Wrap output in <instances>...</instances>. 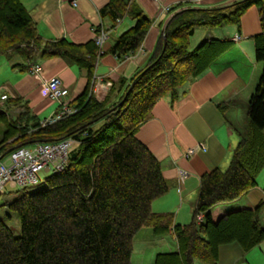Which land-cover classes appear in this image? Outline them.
Listing matches in <instances>:
<instances>
[{
  "label": "trees",
  "instance_id": "1",
  "mask_svg": "<svg viewBox=\"0 0 264 264\" xmlns=\"http://www.w3.org/2000/svg\"><path fill=\"white\" fill-rule=\"evenodd\" d=\"M251 4L259 15L260 31L252 37L261 69L246 101L247 120L235 128L237 140L226 165L200 175L189 221L175 222L171 211L150 210L151 200L166 191L167 182L157 158L135 136L136 128L158 98L176 97L188 78L231 43L225 37H211L189 48L194 26L238 24ZM98 12L111 24L125 12L134 19L104 51L93 37L82 43L65 37L43 39L20 0H0V54L21 59L12 68L26 70L38 58L59 56L83 68L87 77L82 91L64 102L72 111L50 123L41 124L21 97L6 95L0 104V153L14 145L66 136L74 141L61 168L16 187L15 192L20 191L1 204L0 264H130L132 235L142 226L154 234L170 231L176 241L175 250L156 252L148 264H193L195 259L216 264L220 244L235 241L244 250L258 244L264 238L259 217L264 210V180L263 196L253 206H230L216 217L211 207L252 187L264 164V0L179 5L161 21L146 64L127 79L112 82L101 99L89 90L97 57L103 52L132 53L150 21L133 0H107ZM98 29L95 26L94 33ZM14 106L20 109L14 111ZM10 212L18 219L17 234L6 223Z\"/></svg>",
  "mask_w": 264,
  "mask_h": 264
},
{
  "label": "crops",
  "instance_id": "2",
  "mask_svg": "<svg viewBox=\"0 0 264 264\" xmlns=\"http://www.w3.org/2000/svg\"><path fill=\"white\" fill-rule=\"evenodd\" d=\"M229 1L231 0H133V4L139 7L150 21L149 25L139 46L132 53L117 56L103 52L97 57L89 85L92 95L97 99L103 98L112 82L119 78L127 79L137 68L146 64L161 33V21L179 5L210 7ZM20 2L29 11L36 31L43 39L65 37L75 43H82L94 36L95 26L99 25L105 31L104 40L99 46L101 51L106 50L115 37L134 22L126 12L113 24L106 17L101 18L98 10L107 0H20ZM259 31V15L254 4L243 10L238 24L194 26L188 46H195L201 40L211 37H225L230 39L231 43L214 57L204 70L188 78L180 86L176 97L158 98L151 106L147 117L136 128L135 136L157 158L162 176L167 182L166 191L151 200L150 210L171 211L175 222L189 221L200 175L215 166L227 163L231 148L237 140L235 128L244 124V121L238 120V116L235 115L236 105L244 103L241 106L246 110L247 98L261 69V61L254 56L252 37ZM19 60L21 59L12 56L9 65ZM34 63L40 65L39 73L30 72L29 68L26 70L15 68L18 72L14 73L13 80L4 79L0 83V88L3 86L0 94L21 97L37 116L44 110L49 111L50 116L59 105V101L41 93L40 74L58 77L67 88L68 92L62 102L75 97L87 84L85 70L59 56L38 58ZM238 97L244 98L238 101ZM198 143L202 147H196L190 154L186 153L188 147L197 146ZM263 180L264 164L256 174V182L252 187L230 201L214 204L211 207L212 215L216 217L230 206H253L263 196ZM259 217L260 223L264 225V210ZM142 228L140 227L138 232L147 235L146 229ZM149 230L153 233L151 228ZM150 232L148 235H151ZM164 233L168 238L162 237L161 240L170 244L169 249H172L170 248L172 245L175 250L176 241L173 234L170 231ZM142 242L141 247L144 248L147 243L143 240ZM151 255L152 252L148 259H151ZM262 263L264 238L248 250H244L235 241L218 246L216 264Z\"/></svg>",
  "mask_w": 264,
  "mask_h": 264
},
{
  "label": "built area",
  "instance_id": "3",
  "mask_svg": "<svg viewBox=\"0 0 264 264\" xmlns=\"http://www.w3.org/2000/svg\"><path fill=\"white\" fill-rule=\"evenodd\" d=\"M104 37L105 31L100 28L94 33L93 39L101 46ZM29 71L39 73L40 65L30 64ZM39 89L48 98L59 101V108L47 118L40 120L41 124L53 122L72 111V108L62 102L68 91L58 77L40 74ZM5 97V93L0 94V99ZM73 142L71 137L66 136L56 140L37 141L32 145H16L9 151L0 153V192L4 190L5 185L21 187L35 183L40 178L38 175L40 170L54 171L61 168L66 163ZM196 147L202 146L198 143L197 146L188 147L186 153H192Z\"/></svg>",
  "mask_w": 264,
  "mask_h": 264
},
{
  "label": "rangeland",
  "instance_id": "4",
  "mask_svg": "<svg viewBox=\"0 0 264 264\" xmlns=\"http://www.w3.org/2000/svg\"><path fill=\"white\" fill-rule=\"evenodd\" d=\"M193 46L194 45H189V48H192ZM9 63H10V61L6 58V56L4 54H0V83H2L4 81V79L13 80L14 73L18 72L15 68H12L9 65ZM2 88H3V86L0 88V91L2 90ZM242 98H244V97H238V101L242 100ZM2 103H3V99H0V104H2ZM242 104H244V103L236 105L235 115L238 116V120H240V121L243 120L245 123L247 118L244 114L245 109H244V107L242 108V106H241ZM12 109L14 111H17L20 109V107L14 106ZM48 112L49 111L44 110L43 113H40L38 116L39 119L42 120L43 116H45L44 118H47L50 114ZM1 128H2V123H0V130H1ZM222 164L223 165H221V167H224L226 165V163L225 164L222 163ZM49 172H50V170H40L38 173L40 180L42 179V177L45 174H47ZM39 184L40 183L37 182L34 185L38 186ZM3 189H4L3 192H0V212H2V210H3V206L1 204L5 200L13 198L20 191L19 190L18 192H15L14 189H16V187H9L6 185L4 186ZM6 223L12 229L14 234H17L19 232L18 219H17V216L14 212H10V218L6 220ZM142 227H143L142 229H146L147 235L144 236L143 232H141V231L138 232V230H137L136 234L134 233L135 235L134 234L132 235V239H131L132 245H131V251H130V256H129L130 264H148L151 261L153 254L155 252L173 250L172 245L170 247L172 249H169L170 244L161 240V239H163L162 237H165V233H161L160 235H157V234L151 233L149 230L150 228L148 226H142ZM142 231H144V230H142ZM149 232L151 233V235H148ZM155 235H157V236H155ZM142 240L147 243V244L145 243L146 245L144 248L141 247L142 243H143ZM150 252H152L151 259H148V256H150ZM193 264H204V263L195 259L193 261ZM262 264H264V263H262Z\"/></svg>",
  "mask_w": 264,
  "mask_h": 264
},
{
  "label": "water",
  "instance_id": "5",
  "mask_svg": "<svg viewBox=\"0 0 264 264\" xmlns=\"http://www.w3.org/2000/svg\"><path fill=\"white\" fill-rule=\"evenodd\" d=\"M120 102V101H119Z\"/></svg>",
  "mask_w": 264,
  "mask_h": 264
}]
</instances>
